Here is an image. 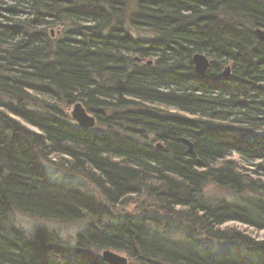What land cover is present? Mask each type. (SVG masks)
Returning a JSON list of instances; mask_svg holds the SVG:
<instances>
[{
  "label": "trees",
  "instance_id": "1",
  "mask_svg": "<svg viewBox=\"0 0 264 264\" xmlns=\"http://www.w3.org/2000/svg\"><path fill=\"white\" fill-rule=\"evenodd\" d=\"M257 29L264 0H0V223L13 212L99 222L104 205L142 198L140 214L99 222L72 247L0 224V264H107L105 250L127 264H264V242L221 228L264 229V183L231 159L258 162L253 173L264 178ZM196 54L209 61L202 76ZM76 103L128 137L80 129L63 111ZM52 158L96 196L49 182L42 162ZM208 183L223 199L206 195ZM167 217L189 225L170 228L179 240L157 231Z\"/></svg>",
  "mask_w": 264,
  "mask_h": 264
},
{
  "label": "rangeland",
  "instance_id": "2",
  "mask_svg": "<svg viewBox=\"0 0 264 264\" xmlns=\"http://www.w3.org/2000/svg\"><path fill=\"white\" fill-rule=\"evenodd\" d=\"M136 36H140V37H146V34H142V33H134ZM140 34V35H139ZM146 62H150L149 65L153 64V59H147L146 61H140L139 64L141 65H147ZM73 106V105H72ZM72 106L63 109L64 113L70 118L71 121H73L71 119V110H72ZM31 108V106H30ZM173 112V111H170ZM89 115H91V113L87 112ZM94 119V126L91 129H87L90 130L91 132L94 133H99V134H103V135H111L110 133L113 132V130H108L107 128L98 125V122L96 121V119L94 118L93 115H91ZM8 117H10L11 120H13L15 123H17V125L19 127H22L23 129H25L28 132H36L35 129L31 128V126L26 125L25 123H23L21 120L8 115ZM18 130V129H17ZM86 130V129H85ZM114 133V134H113ZM112 133V135H116L118 136V138L120 139H124L126 137H128L125 133L121 132V131H115ZM262 132H259V134H261ZM150 139V137H148ZM156 145H160L159 143H153V146ZM158 150V149H157ZM63 160H65L64 158H62ZM232 160L234 161H238V163L241 164L242 168H245L246 173L248 174V172H250V176L254 179H260L261 183H264V178L260 177L258 174H255L253 172H258V170L255 168V164H257L258 162H252L251 163H241L242 161L238 159V157L236 155H232L231 157ZM58 162H60V160H56L55 158L50 159L48 162H42V166L45 169L46 175H47V179L49 180V182H52L54 184H59V185H67L70 187H73L74 189H78V187H80V185L82 184L83 186H85V188H79L83 191L81 192H87L88 195H90L89 197L92 199L94 196L92 195L94 193V195L96 196V192L89 187V183L83 181V179L80 176L77 175H72L70 176L69 174H67L65 171H63L62 169H59ZM247 164V165H246ZM260 172V171H259ZM204 192L206 193V195L208 197H214V198H220L223 199V194L217 190L214 185H211L210 183H208L206 185V188L204 190ZM141 197V196H140ZM228 199H225V201H229V197L226 196ZM100 199V198H99ZM100 202H102V204L104 205L103 200H99ZM224 201V200H223ZM142 203V198L139 197H131L130 201L125 204V205H120L117 208L115 207H109L107 205L106 208L109 210L110 214H109V218L104 217L102 219H100V224L101 225H114L117 223V220L119 218H121V216L124 215H138L141 212L140 208L141 206H139V204ZM147 205L148 208L151 209V211L154 213L153 211L155 210L154 207L150 206L148 203L144 204ZM140 208V209H139ZM144 208V207H143ZM154 209V210H152ZM89 211V210H88ZM82 212V211H81ZM148 213V212H147ZM161 215V214H160ZM81 216V217H80ZM79 219L77 218L76 220L74 219L73 221L70 222H65V223H58L55 221H50V220H45V219H40L37 217H33L29 214H25V213H21V212H13L11 216L8 217V219H6V222L4 223H0L1 225L4 226H13L16 229H20L23 231V233L27 236V237H31L34 233L38 232V231H42L43 233L47 232L48 234H52L55 238H57V243L66 246V247H72L75 243V237L78 234L83 233L84 231L88 230V229H96L97 224H99L98 221H96V219L90 218L88 216H83L82 213H80ZM83 216V217H82ZM169 218L170 221L172 222L168 227L164 226V222L162 220H165ZM164 218L160 221H158V232L159 234H163L166 238H171V240H179V236L174 235L173 233L171 234V230L170 228L173 227H177L180 228L181 230H184V228H188L189 225L187 226V224L183 221H181L180 219H172L171 217H167ZM161 223V224H160ZM7 226V227H8ZM172 227V228H173ZM164 228V229H163ZM222 229L226 228V229H232L236 232H238L240 235L248 238L249 240L253 241V242H264V229H255L252 227H247V226H243L239 223H225L223 226H221ZM174 229V228H173ZM46 233V234H47ZM240 239V238H239ZM234 247V253H241V251L238 250V248H236L237 246H232ZM226 249V248H225ZM105 251H109V250H105ZM253 251V250H250ZM103 251H101L102 254ZM113 252V251H111ZM262 255L264 256V248L261 250ZM116 253L119 256L122 257H126L125 254L123 253H119V252H113ZM256 256H260L259 254ZM253 261V259L251 260Z\"/></svg>",
  "mask_w": 264,
  "mask_h": 264
},
{
  "label": "water",
  "instance_id": "3",
  "mask_svg": "<svg viewBox=\"0 0 264 264\" xmlns=\"http://www.w3.org/2000/svg\"><path fill=\"white\" fill-rule=\"evenodd\" d=\"M255 34L258 39L264 43V31L255 30ZM150 64V62H147ZM192 65L194 68V72L198 76L204 75L209 69V61L203 55H194L192 57ZM222 77H227L229 75V68L226 67L222 72ZM71 119L80 129H91L94 126V119L91 115H89L85 109L78 103L72 106L71 110ZM188 147L187 152H192V145L187 140H182ZM156 148L159 149L160 145H156ZM101 260L107 264H127V259L125 257L119 256L116 253L111 251H103L101 254Z\"/></svg>",
  "mask_w": 264,
  "mask_h": 264
}]
</instances>
